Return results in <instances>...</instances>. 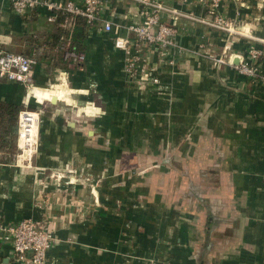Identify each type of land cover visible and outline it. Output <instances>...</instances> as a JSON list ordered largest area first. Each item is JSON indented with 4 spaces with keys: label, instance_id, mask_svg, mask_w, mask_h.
I'll return each mask as SVG.
<instances>
[{
    "label": "crops",
    "instance_id": "1",
    "mask_svg": "<svg viewBox=\"0 0 264 264\" xmlns=\"http://www.w3.org/2000/svg\"><path fill=\"white\" fill-rule=\"evenodd\" d=\"M158 1L179 11L159 15L176 30V46L163 50L128 30L141 20L133 0H101L100 23L113 29L87 27L79 62L65 45L61 53L49 10L22 15L0 0V44L39 60L34 86L0 78V101L37 110L42 131L31 164L0 150V223L47 218L55 236L47 264H264V83L213 61L234 55L238 63L235 55L259 49L264 72V0L223 1L233 34L200 22L210 16L196 0ZM116 36L130 41L127 50ZM135 55L157 82L130 79L127 58ZM56 90L65 100H46ZM61 102L77 115L91 107L87 124L61 116ZM117 114L139 116L135 135L119 124L120 145L141 148L130 159L152 165L131 185L109 180L101 190L96 147H111ZM3 234L0 264H22Z\"/></svg>",
    "mask_w": 264,
    "mask_h": 264
},
{
    "label": "built area",
    "instance_id": "2",
    "mask_svg": "<svg viewBox=\"0 0 264 264\" xmlns=\"http://www.w3.org/2000/svg\"><path fill=\"white\" fill-rule=\"evenodd\" d=\"M141 6V20L128 24V30L133 32L139 41L146 42L151 45H157L163 50L177 45L176 30L168 24H160L159 15L162 12H169L173 15H179V11L173 7H168L158 0H133ZM181 2H189L191 0H180ZM199 4L208 7L207 17L199 18L200 22L208 23L209 25L219 28L223 31L233 34L236 32L235 23L227 18L221 11V6L224 0H196ZM241 2L242 0H232ZM10 5L18 14H27L30 11L38 8H45L51 12L48 20L55 22L58 12L69 14L72 17H84L91 27H97L101 24L102 30L112 31L113 23L110 21L101 22V0H83L82 2H75L73 0H9ZM120 28L119 24L115 25V29ZM115 46L127 50L128 40L123 37L116 36L114 38ZM69 55L74 56L79 62L85 58L84 54H77L75 52ZM262 55L259 49L251 48L249 50V57L245 58L242 55H235L239 62H233V56L230 55L228 59L224 56L215 58L214 64L224 65L229 64L233 66L237 72L248 76L250 78L259 79L264 83V72L259 67L258 60ZM143 58L140 55L129 56L127 58L128 73L133 69H139ZM38 58L34 55H26L22 53L12 52L0 44V78L11 81H16L25 86H34L35 68L38 64ZM143 66V65H142ZM141 71L144 70L141 68ZM151 79L157 82L158 79L151 77L149 73L142 76V79ZM34 111L23 109L19 114L18 119V147L20 152L17 153L16 161L21 163L31 164L32 153L36 149L39 140L37 132L36 140L31 139V130H29L28 121L31 123L34 116L31 114ZM36 125L39 131V116L36 112ZM28 129V130H26ZM29 132V137H25V133ZM2 164L0 163V166ZM55 178H61L60 172L52 174ZM0 230L4 233L3 239L11 243L17 261L22 264H47L48 252L53 247L55 236L54 229L47 218L29 217L20 220L17 223H10L4 225L0 223Z\"/></svg>",
    "mask_w": 264,
    "mask_h": 264
},
{
    "label": "rangeland",
    "instance_id": "3",
    "mask_svg": "<svg viewBox=\"0 0 264 264\" xmlns=\"http://www.w3.org/2000/svg\"><path fill=\"white\" fill-rule=\"evenodd\" d=\"M128 68H125V71L127 72ZM148 72H142L139 69H133V71L131 73H128V76L131 78H137V82L140 83V85L145 86V84L147 83V80L149 81L150 79H142V76L144 74H146ZM139 76V77H138ZM58 107L62 109V111H60L61 116L63 117H71L75 118H79V124H87V120H86V116L88 115H92L90 114V112L87 111H80L79 115H77V112L79 111L78 108H74L72 106H69L67 104H65L64 102L59 103ZM69 108V109H68ZM72 108V109H71ZM24 109H28L30 111H34L38 113L39 116V140L37 143V147L35 149V151L32 153V162H33V158L35 153L38 151L39 149V144H40V138H41V115L39 114V112L37 110H32L30 108H24ZM102 115H98L96 117H100ZM95 117V116H94ZM139 116L137 115H113L111 118L112 121V131H111V147L107 148V146H100V147H96V158H97V163H96V171H95V183L96 185L102 190L105 186L104 184L111 180L110 182V186H113L114 184H118L119 181H123V182H127L126 185H131L132 182H134L139 176H141L143 169L147 166V165H152V164H148V163H143V162H139V161H132L130 159L131 156H133V158L140 152L139 147L137 146H121L120 142L121 139L124 137L123 135L125 134V132H120L119 130V124L123 123V124H128L131 128V133L132 135H135L136 133L133 130V123H135L136 119ZM100 120V119H99ZM98 120V122H99ZM102 121V119H101ZM99 127V126H98ZM94 133V132H93ZM93 135V134H92ZM100 135V136H98ZM95 136H97V142L98 140L101 139V143L103 142V132L99 131L97 128V132L95 131ZM17 138H18V134H17ZM18 144V143H17ZM104 150H106L109 154V161H105L102 162V157L104 154ZM21 150L20 148L17 146V149L14 153V155L17 153H19ZM13 154V153H12ZM15 155V157H16ZM107 155V154H106ZM125 155V158H122L121 161H119V157ZM10 157V156H8ZM13 157V156H12ZM49 172V171H48ZM86 183V182H85ZM132 187L136 188V185L134 184Z\"/></svg>",
    "mask_w": 264,
    "mask_h": 264
},
{
    "label": "trees",
    "instance_id": "4",
    "mask_svg": "<svg viewBox=\"0 0 264 264\" xmlns=\"http://www.w3.org/2000/svg\"><path fill=\"white\" fill-rule=\"evenodd\" d=\"M56 20L60 24V30L54 40L60 39V50L61 45H65L67 51L83 53L87 27H91L87 20L82 16L72 17L62 12H58ZM66 50H61V53ZM22 110L20 105L0 101V150L15 153L18 146V119Z\"/></svg>",
    "mask_w": 264,
    "mask_h": 264
},
{
    "label": "bare ground",
    "instance_id": "5",
    "mask_svg": "<svg viewBox=\"0 0 264 264\" xmlns=\"http://www.w3.org/2000/svg\"><path fill=\"white\" fill-rule=\"evenodd\" d=\"M34 88L35 87H33L31 89L30 94H33L32 91ZM59 94H60V91H58V90H56L55 94H51L50 92H48V94H47L48 97H46L47 98L46 100H52L53 102L57 101V100H65V97H61ZM40 101H42V99H40ZM84 110H86L87 112H93V109L91 107L84 108ZM31 115L34 116V120L32 123H31V121H28V124L26 126H28L29 130H31V133H30L31 139L36 140L38 130H37L35 117L37 114H36V112H34ZM26 130H28V129H26ZM30 135H29V132H26L24 136L29 137Z\"/></svg>",
    "mask_w": 264,
    "mask_h": 264
}]
</instances>
